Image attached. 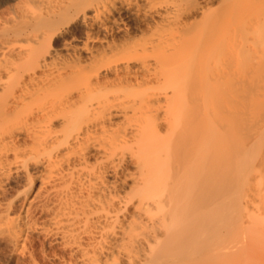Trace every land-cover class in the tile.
Instances as JSON below:
<instances>
[{
	"label": "bare ground",
	"instance_id": "6f19581e",
	"mask_svg": "<svg viewBox=\"0 0 264 264\" xmlns=\"http://www.w3.org/2000/svg\"><path fill=\"white\" fill-rule=\"evenodd\" d=\"M12 19L1 233L26 250L38 229L66 264H264V0H20ZM238 33L250 85L225 81ZM37 200L47 224H20Z\"/></svg>",
	"mask_w": 264,
	"mask_h": 264
},
{
	"label": "rangeland",
	"instance_id": "374dc122",
	"mask_svg": "<svg viewBox=\"0 0 264 264\" xmlns=\"http://www.w3.org/2000/svg\"><path fill=\"white\" fill-rule=\"evenodd\" d=\"M19 1L20 0H0V48L3 47L6 51L8 49H10V51H7L8 54L0 55V84H1V86L2 85L8 86L10 84V82H12V81H14V82L15 81H17V82L21 81L20 74L22 72L21 71L22 69L17 70V72H19V75H17L13 79L11 78L12 73L14 71H16V69L18 67L17 63H16L17 61H16L15 52H14L15 46H14L13 33L11 31L12 30L11 26H13V19L12 18H13V14L17 8V4ZM59 42L60 41H57L55 43L54 47L60 46L61 43H59ZM253 46H252V34H244V33H238L237 34V49L235 51L237 53H235V55H234L233 65L231 66L230 70H228V73L225 77L226 80L224 79L225 81H227L229 79H234L237 82L241 81L247 85L252 84L253 77H254V71L256 68L255 67L256 66V62H255L256 50L253 49ZM11 49L13 50V52L11 51ZM210 68H211V66H210ZM211 72H210V74H211ZM11 79H12V81H11ZM47 94H50V92ZM20 186H22V185H19L17 187L16 186L11 187L12 189L11 188H8V190L6 189L8 192H6V190L4 191V193H7L5 195H8L7 196L8 201L10 198H12V199L14 198L13 197L14 194L19 193L23 189L22 188L23 186L22 187H20ZM18 187H20L21 189ZM17 189H19V191ZM36 190H37V186L33 187V189L31 190V197H33ZM9 194H10V196H9ZM11 194H12V196H11ZM1 199H2V203H5V201H4V200H6L5 196ZM7 200H6V202H7ZM38 200L33 203L34 207L37 210L34 209V207H32L33 212H32V210L30 212H28V211H26V208L21 209L22 206L18 203L19 205L18 204L14 205V208L16 209L17 212L16 211L14 212L15 209H13L12 215L16 216L17 215L16 213H19V215H17V217H19V219H20V224L22 222L23 223L30 222V220L33 223H35L37 221L36 223H38V224L35 223L37 227H39V226L41 227V226H43V224L44 225L47 224L46 222L48 219V217H47L48 215L43 213L41 211V209H39L40 204H42L44 202V200L42 199L43 202L41 200H39L42 203H40ZM15 203H17V202H15ZM38 204H39V206H38ZM17 206H19V207L17 208ZM23 209H25L24 212L22 211ZM25 211L28 214H26ZM21 213H23V215ZM39 214H41V215H39ZM20 215L23 216V219L26 220L27 222L22 221L23 219ZM24 215L27 217L29 216L28 218H30V217L31 218L28 220V218L26 219V217ZM32 216H34V217L32 218ZM35 217H36V219H35ZM35 224H34V226H35ZM26 226H27V228L24 226L25 227L24 232L27 236L24 233L22 235L23 236L22 240L25 241V243L23 241L22 242H23V244L26 245L25 246L26 250H23L24 248L20 249V247H24L22 245L21 246L19 245L20 247L16 246V244L14 245V243L12 242V240L9 237H7L5 234L0 232L1 233L0 234V264H29V263L34 264L35 261L37 262L35 264H66L67 263L66 261H68V260L70 261L71 255L69 254L68 250L65 251V249H63L60 245L54 243L51 237H49V236L47 237V235H45L44 233H41L38 229H37V231H33L32 228H30V226H28L27 224H26ZM29 236L31 239L29 238ZM24 238L26 240H24ZM18 250H20V251H18ZM21 250H23V252L26 251L25 252L26 254L23 253ZM30 252H31V254H30ZM63 255H64L65 259H63ZM64 260H65V263H64Z\"/></svg>",
	"mask_w": 264,
	"mask_h": 264
}]
</instances>
